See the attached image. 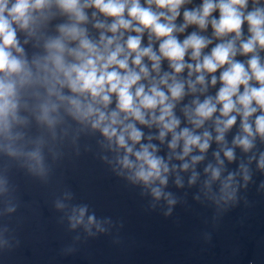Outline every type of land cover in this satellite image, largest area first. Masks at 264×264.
<instances>
[{"label": "clouds", "instance_id": "clouds-1", "mask_svg": "<svg viewBox=\"0 0 264 264\" xmlns=\"http://www.w3.org/2000/svg\"><path fill=\"white\" fill-rule=\"evenodd\" d=\"M190 3L191 0H145L144 4L141 0H0V137L12 142L21 135L14 134L13 127L27 123L19 109L22 91L30 90L37 100L38 121L54 128L67 116L99 132L103 137L101 147L113 153L112 159H102L113 165V171L150 190L156 200L163 198L172 205L175 199L164 191L169 176L192 169L188 182H196L195 166L204 161L213 140L207 129L201 133L197 130L212 121L220 149L213 153L216 166L209 163L204 168V186L211 192L212 185L218 182L219 199H234L237 173L222 175L225 159H236L235 148L248 153L257 138L264 142V62L258 51H264V6L260 0H252V10L247 11L249 0H202L197 7L184 8L183 23L178 25L181 8ZM53 6L67 17V22L56 26L57 35L44 36L40 29L51 18ZM86 9H94L91 19ZM217 11L218 19L212 15ZM89 23L99 31L98 38L90 35L85 26ZM245 23L249 35L243 39ZM189 26L199 31L181 41L177 34ZM209 26L212 38L200 34ZM18 31L42 40V53L29 60ZM145 33L148 44L142 46ZM213 39L220 42L204 53ZM157 42L159 47L154 50ZM238 54L249 56L246 63L235 59ZM165 60L171 71L162 72ZM218 70L219 77L215 75ZM185 71L187 77L182 75ZM218 82L221 86L216 95H206L201 101L197 93L205 94L210 85ZM188 95L194 98L181 111L191 127L181 128L175 109ZM238 116L240 131L233 137V146L228 147L225 135L236 125ZM143 127H154L158 134L145 136ZM169 135L165 158L152 141L163 145ZM0 148L9 155L18 154L13 143L0 144ZM194 150L199 154L193 155ZM28 155L43 171L39 149ZM173 160L181 163L177 165ZM257 167L264 171V152L259 155ZM240 169L243 180L249 181V169L244 164ZM175 184L183 186L178 174ZM86 211V207L72 209V227L84 222ZM94 221L95 217L89 216L85 227Z\"/></svg>", "mask_w": 264, "mask_h": 264}, {"label": "water", "instance_id": "water-1", "mask_svg": "<svg viewBox=\"0 0 264 264\" xmlns=\"http://www.w3.org/2000/svg\"><path fill=\"white\" fill-rule=\"evenodd\" d=\"M144 2L141 0V4ZM201 3L202 0H191L184 5L176 23H183L184 8L191 9ZM260 4L264 6V0ZM252 7L249 0L247 11ZM50 11L51 18L40 29L44 36L57 35L56 26L67 22V17L55 6ZM85 11L91 19L94 9ZM212 15L219 18L218 11ZM85 26L91 36L98 38L99 31L91 23ZM247 28L245 23L243 39L249 35ZM193 31L199 30L189 26L184 33L177 34L178 38L183 41ZM200 34L212 38L211 26ZM18 39L29 60L42 53L43 41L37 37L30 38L18 31ZM26 39L28 43L24 42ZM219 42L213 39L204 53H209ZM147 44L145 33L142 46ZM153 47L158 49V42ZM258 51L264 62V51ZM248 58L239 54L235 57L245 63ZM185 59L188 61V56ZM161 69L171 71L166 60ZM220 71L215 73L217 77ZM182 75L187 77V71ZM220 86L219 82L210 85L205 94L197 95L201 101L206 95L215 96ZM240 90L243 91V86ZM193 98L186 96L175 109L181 128L191 127L181 108ZM36 104L30 90H23L19 114L27 118V123L14 125L13 133L21 134L15 141L0 137V144L13 143L18 149V154L12 156L0 148V189H3L0 191V264H264V171L257 167L264 142L259 138L248 153L235 148L236 159L233 162L225 159L222 175L237 173L235 198L225 202L219 199L218 182L212 185L211 192L204 186L207 179L204 168L209 163L216 166L213 153L220 149L214 139L212 121L206 122L197 132L207 129L213 140L204 161L195 166L197 180L194 184L188 182L192 169L170 174L164 191L171 193L176 202L169 205L163 198L156 200L142 185H134L113 171V165L102 159L103 156L112 159L113 153L101 147L99 141L103 137L99 132L84 128L67 116L64 122L49 128L37 120ZM111 107H115L114 102ZM142 130L145 136L158 134L154 127ZM239 131L238 116L236 125L225 135L228 147L233 146V137ZM170 139L169 135L163 145L158 140L152 141L160 148L158 154L165 158ZM37 149L43 158V171L28 155ZM198 154L194 150L193 155ZM220 156L224 159L223 152ZM253 156L255 159L250 160ZM241 164L249 169L251 178L247 182L243 180ZM177 174L183 186L175 184ZM79 207L87 208L84 222L72 227V209ZM89 216H94L95 221L86 228Z\"/></svg>", "mask_w": 264, "mask_h": 264}]
</instances>
